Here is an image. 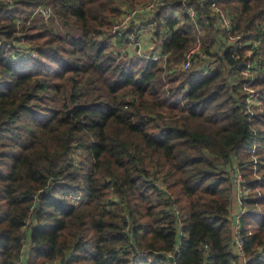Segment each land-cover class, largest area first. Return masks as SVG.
Listing matches in <instances>:
<instances>
[{
  "label": "trees",
  "instance_id": "obj_1",
  "mask_svg": "<svg viewBox=\"0 0 264 264\" xmlns=\"http://www.w3.org/2000/svg\"><path fill=\"white\" fill-rule=\"evenodd\" d=\"M146 1L0 0V264H238L233 165L244 259L264 264V0H217L249 42L238 59L205 1L188 0L193 23L164 0L149 20L167 66L113 49L115 20ZM197 38L204 57L179 70ZM245 51L261 54L252 116Z\"/></svg>",
  "mask_w": 264,
  "mask_h": 264
},
{
  "label": "built area",
  "instance_id": "obj_2",
  "mask_svg": "<svg viewBox=\"0 0 264 264\" xmlns=\"http://www.w3.org/2000/svg\"><path fill=\"white\" fill-rule=\"evenodd\" d=\"M7 3H10L11 0H5ZM164 0H148L138 6H135L134 8H129L123 10L121 16L115 20L114 24L111 27L110 32L114 35H123L125 34L124 38L127 40L126 44L123 46V50L129 51L133 50L132 52L138 57L143 59H151L153 61H157L158 63H165L167 54L163 53L161 51L160 47V41L157 40L156 37V28L154 29L153 24V36L157 40V45L159 46V49H152L150 52H138L140 47V39L138 33L134 32H127V30L133 28L135 29L137 21L142 16H148L151 17L159 5L163 4ZM181 2V5L184 9V12L188 15L189 19L196 23V17L195 12L191 4H187L188 0H179ZM206 3V6L210 12L211 15H214L218 19V23H215V27L219 28L220 31H224L225 34L221 35L220 33L217 34V49L220 47L221 44L223 45H230L232 47L231 57L233 59L239 58V52L242 50L243 46L249 44L247 39H244L241 41L240 35H235L229 32V21L225 14L223 13L222 9L219 7L217 0H203ZM174 13H177V15L174 16ZM34 14H39L43 20H49L51 17V11L49 8L45 6H38L36 7ZM179 17V12H170L167 14V16ZM17 26L19 22H16ZM135 25V26H134ZM196 26V25H195ZM197 34L200 35L202 30H199L198 26H196ZM167 32L163 28L160 29V32H158L160 40L163 42L167 38ZM200 43L201 41L197 38L194 45L187 51V53L183 56V62L180 65L181 69H188L190 66V60L194 55H198L199 57H204V53L200 51ZM252 43L254 46L257 45L256 40H252ZM12 46H15L20 49H24L26 47V43L24 40L23 34H16L15 39L13 40ZM122 47V46H121ZM244 58H246V62L238 69L237 76L241 78V90L245 93V112L248 114V116L253 115V110L259 106V100H258V93L253 88L252 83L254 82L255 75L257 71L259 70V64L258 59L260 58L261 54H256L251 51L247 52L245 51L243 53ZM257 62V63H256ZM256 160L253 159V163H255ZM231 174V185L233 194H236L239 198L242 194V178L241 173L237 169L236 165H233V167L229 170ZM160 189H162V186L159 183H156ZM75 201V204L78 203L79 199L75 198L73 199ZM241 203V199H240ZM240 207V205H239ZM174 214L178 217L179 221V211L176 207L173 208ZM241 215V210L237 212L232 211L230 206V217L233 222V252L235 255L239 256L241 262L243 264H246V260L244 259L243 251H242V239L239 234V219ZM142 256H144V253H141ZM169 258H172V262L170 264H177L174 261V257L172 255H168ZM17 264H27L25 260L18 262Z\"/></svg>",
  "mask_w": 264,
  "mask_h": 264
},
{
  "label": "crops",
  "instance_id": "obj_3",
  "mask_svg": "<svg viewBox=\"0 0 264 264\" xmlns=\"http://www.w3.org/2000/svg\"><path fill=\"white\" fill-rule=\"evenodd\" d=\"M177 15V13H174V16ZM136 33L139 35L140 39V47L138 52L145 51L150 52L152 49H159V46L157 45V40L153 36V22L149 20L148 16H142L136 23L135 29ZM124 46V45H123ZM122 46V47H123ZM117 51H122L121 47L117 49ZM133 51V50H129ZM233 203L231 204V209L234 212H237L239 210L240 205V198L238 199V196L236 194H233L232 196ZM237 201V202H236ZM238 264H243L241 261H238Z\"/></svg>",
  "mask_w": 264,
  "mask_h": 264
},
{
  "label": "rangeland",
  "instance_id": "obj_4",
  "mask_svg": "<svg viewBox=\"0 0 264 264\" xmlns=\"http://www.w3.org/2000/svg\"><path fill=\"white\" fill-rule=\"evenodd\" d=\"M181 14L182 13H180L179 12V14H178V16L180 17L181 16ZM53 24H56V22H53ZM202 32H203V30H202ZM216 37L218 38V35H216ZM26 47H28V44H26ZM113 49L114 50H116L117 51V49H119V47H117V48H114L113 47ZM121 50L122 51H119V52H126L127 53V55L129 56V57H134V59L137 57L132 51H126V50H123V47H121ZM182 62H183V60H181L180 61V63L179 64H177V68L179 69V70H183V69H181V67H180V65L182 64ZM202 61H197L196 63H197V66L195 67V68H197L198 66H199V63H201ZM257 63V62H256ZM159 64H162V65H166L167 66V64H168V61H167V64L166 63H159ZM190 67V66H189ZM189 69V68H188ZM185 70V69H184ZM255 91H256V89H255ZM262 105V103H260L259 102V106H258V109L260 110L261 109V106ZM254 158V157H253ZM255 159V158H254ZM256 160V159H255ZM230 173V172H229ZM230 180H231V174H230ZM243 193H245V191L243 192ZM242 195V194H241ZM238 199H239V197H238ZM240 199H241V197H240ZM237 202V201H236ZM233 203V200L231 201V204ZM25 262H26V260H25ZM27 263V262H26Z\"/></svg>",
  "mask_w": 264,
  "mask_h": 264
},
{
  "label": "water",
  "instance_id": "obj_5",
  "mask_svg": "<svg viewBox=\"0 0 264 264\" xmlns=\"http://www.w3.org/2000/svg\"><path fill=\"white\" fill-rule=\"evenodd\" d=\"M169 261L172 262V258H169Z\"/></svg>",
  "mask_w": 264,
  "mask_h": 264
}]
</instances>
